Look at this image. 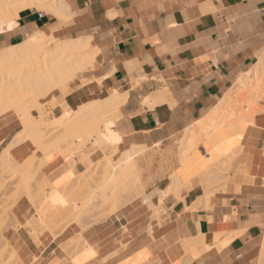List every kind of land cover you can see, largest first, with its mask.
Segmentation results:
<instances>
[{
  "label": "crops",
  "instance_id": "1",
  "mask_svg": "<svg viewBox=\"0 0 264 264\" xmlns=\"http://www.w3.org/2000/svg\"><path fill=\"white\" fill-rule=\"evenodd\" d=\"M64 1L69 20L22 11L4 42L46 30L59 41L91 38L97 53L92 69L67 96L51 102L58 104L54 112L60 118L66 109L126 95L118 118L104 124L101 133L118 144L120 154L137 151L136 172L141 179V165L149 184L141 198L87 229L71 224L56 237L44 232L38 242L23 229L36 213L22 198L13 208L22 228L6 233L21 263L259 264L264 253V117L255 126L214 133L183 163L178 150L186 130L205 119L263 56L264 0ZM5 139L0 135V144ZM223 144L228 156L235 155L221 177L225 183L215 188L209 181L203 184L202 177L226 157ZM28 152L23 143L11 154L21 162ZM101 158V151L88 145L67 161L54 159L39 180L60 189ZM173 174L183 188L163 197ZM198 240L192 258L191 244Z\"/></svg>",
  "mask_w": 264,
  "mask_h": 264
},
{
  "label": "bare ground",
  "instance_id": "2",
  "mask_svg": "<svg viewBox=\"0 0 264 264\" xmlns=\"http://www.w3.org/2000/svg\"><path fill=\"white\" fill-rule=\"evenodd\" d=\"M44 7L58 19H61L64 15H71L70 9L64 0H0V35L12 32L18 26L17 20L20 12L33 9L42 10ZM51 31L34 32L29 35L22 44L7 47L0 51V64L2 61H6L4 63L13 71L15 69L14 61L17 49L23 50L22 54L25 53L24 56H26L28 64V68L21 70L19 76H15L13 79L8 76L7 78H0V116L7 112L14 111L17 114H21L23 123V130L19 132L18 138L12 140L13 142L10 143V145L8 144L9 147L4 148L3 152L5 154L3 155L4 161L2 162V169L5 171H12L20 167L19 170L16 171L21 175V182H23L26 188V192L23 194L27 195L30 199L33 192H35V183L31 184V182H36L35 180L41 177L40 175L42 174L39 175L38 172H42V169L45 168L49 162L57 158L54 155L57 152L59 153V147L55 146L57 142L62 143L61 147L72 144L78 152L83 150L89 143L96 144L101 149L104 158L107 157V159H104V162L108 164V168L99 171L97 174L99 175V180H101L100 184L98 183L96 185L95 183L97 180L93 182L94 178L87 180L86 184L88 185L89 183V186L87 187L88 192L86 191L87 195L83 192V195L85 194L84 197L87 196L86 198L83 197L84 199H80V196H82L80 192L83 191V189L80 190V192L78 191V193L74 190L81 189L78 186L82 183L81 186H83L85 181H78L66 187L63 186L58 191L52 185H49L48 192L38 194L39 201H41V208L40 211L36 213L38 216L29 222V232L35 242H37L38 237L44 232L57 235L62 233L65 228L71 224H76L82 229H87L93 223L100 221L102 217L112 215L124 207L128 195L132 193L133 190L139 192L140 195L144 191L141 179L133 163V156L137 151H126L120 157L119 161L111 163L109 156L113 152H110V150L115 149L117 144L109 142L101 133V128L104 124L118 118L119 109L126 102V95L115 93L105 100L94 101L88 105L82 106L77 111L66 109L64 115L56 121L60 123L58 128L63 127L59 130V132L63 134L60 135L58 139L54 140L55 137L52 135V130H48L47 132L45 129L34 130V122L39 123L43 121L42 114H44L42 105H39L37 101L47 98L51 93L53 94L56 91L55 87H58V91L61 92V98L67 96V91H65L66 88L63 90L66 79L75 72H82L90 68V66L92 67L97 54L92 45L91 38H83L76 41H61L59 43ZM53 44H55V46L51 48ZM52 78H54L55 81H53ZM51 81L55 82V84L59 82V84L54 86L55 84L53 83V85ZM60 84H62L61 88L59 86ZM51 89H54V92H52ZM263 94L264 55L259 59L254 69L237 82L236 86L205 119L186 130L183 138L179 141L180 163H183L189 154L198 148L203 141L208 139L211 134L220 131L229 124L255 123L257 121L255 112L257 113V111H260L261 114L264 113V106L261 105L264 97ZM162 98L164 100V96L161 98L157 97L153 100L148 99L145 101V104H149L150 106L154 105ZM30 104L31 106L34 104L32 107L38 110L39 113H37L40 114V116L38 115L40 119H35L31 116L28 111V106H30ZM35 105L37 108H35ZM261 106H263V108ZM32 107L31 109H33ZM247 112H251L249 113L251 115L247 114ZM25 128L29 129L26 134ZM22 133L24 134L22 135ZM25 142L32 143L38 151L45 153V161L43 160L41 164H34L31 161L18 163L12 156L11 151L15 147L17 149V146ZM223 145L224 147H220L221 151L226 153L228 151V149L226 150L227 146L225 144ZM7 152L9 153L7 154ZM8 156L13 157V159H8ZM214 165H216V163ZM214 167L215 168L209 171L206 169L205 175L207 179L215 182L214 178L216 176L213 173H215L217 166ZM218 169L219 168H217V171ZM37 174L38 176L36 177ZM208 176L210 177L208 178ZM169 180L171 184L166 192L169 193L173 191L179 193L183 188V184L179 177L173 174ZM44 181L47 182V179L44 178ZM202 181L205 183L203 177ZM41 184L43 183L41 182ZM31 186L34 187L31 189ZM30 190L33 191L30 192ZM75 193L77 195L76 197L80 195L78 197L80 200L78 199L77 201V199H73ZM207 198L204 197L203 200L207 201ZM105 212L107 213L104 214ZM6 214L7 212L4 211V209H0V217ZM12 218L15 219L14 216ZM199 244V240L191 244L192 249L190 256L192 258H196L197 252L194 247ZM222 244L223 246L225 245L224 243H221V245ZM217 245L220 244H216V246ZM11 250L12 248L6 241L0 244V264H8L10 261V263H12L14 258L11 260L10 258L8 259V257H11V255L14 256L16 253L13 250V253H11ZM6 253H8V255L10 254V256L7 257ZM15 262L17 263V260ZM61 263L62 262H60V264Z\"/></svg>",
  "mask_w": 264,
  "mask_h": 264
},
{
  "label": "rangeland",
  "instance_id": "3",
  "mask_svg": "<svg viewBox=\"0 0 264 264\" xmlns=\"http://www.w3.org/2000/svg\"><path fill=\"white\" fill-rule=\"evenodd\" d=\"M45 8V7H44ZM44 8H42V10H34L33 9V11H40V12H44L45 14H51L50 13V11L48 10V9H46L45 8V10H44ZM47 10H48V12H47ZM61 19H64L63 21H67V20H69V16H66V15H64ZM5 34V33H4ZM4 34H2V35H0V39H1V41H3V42H0V51H2V49L4 50V48H6V47H9V46H11V45H14V44H17V45H19V44H22V42L24 41V40H21V41H17V40H8V41H6V43L4 42V39L3 38H6L5 36H7V34L6 35H4ZM28 38V37H27ZM26 38V39H27ZM55 38H56V36H55ZM62 39H60V41H61ZM57 41L60 43V41L57 39ZM17 45H15V46H17ZM53 46H55V44H53L52 45V47L51 48H53ZM17 54L15 55V61H14V64H15V66H14V71L12 70V69H9V67H8V65H6V63H4V62H6V61H2V63L0 64V78H7V76L9 77V78H11V79H13V78H15V76H19L20 75V71L21 70H24L25 68H28V64H27V58H26V56H24V54H22V52H23V50H20V49H17ZM264 53V52H263ZM262 53V54H263ZM264 55V54H263ZM257 63V62H256ZM91 67V66H90ZM254 67V66H253ZM252 67V68H253ZM251 68V69H252ZM92 68H88L87 70H85V71H82V72H75L73 75H70L67 79H66V81L64 82V89L63 90H65V88H66V90L65 91H67V94H69L71 91H72V89H73V86L78 82V80H81V77H82V75L85 73V72H87V71H89V70H91ZM250 69V70H251ZM249 70V71H250ZM248 71V72H249ZM53 79V81H55L54 80V78H52ZM65 79V78H64ZM53 81H51L52 82V84L54 83L55 84V82H53ZM53 84V85H54ZM56 84L58 85L59 84V82L57 83L56 82ZM54 85V86H57V85ZM82 85H84V84H86V82H82L81 83ZM62 84H60L59 86H60V88L62 87L61 86ZM56 88V91L54 92L52 89V92H54L53 94L51 93V95L50 96H48L47 98H45V99H39L37 102L39 103V105L41 104L42 105V109H43V112H44V114H42V119H43V121H41V122H34V130H42V129H45V131L47 132L48 130H52L51 132H52V135L55 137L54 138V140L55 139H58V137L60 136V135H62L63 133H60L59 132V130L61 129V128H63V127H59L58 128V126H59V124L60 123H58V122H56L57 120H58V118H57V114H55V112H54V110H55V108L58 106V104H57V102L56 103H52L51 104V102H54L53 100L54 99H56V97H58V96H60L61 95V92L60 91H58V87H55ZM59 88V89H60ZM51 92V91H50ZM264 95V94H263ZM55 97V98H54ZM263 100H264V97H263ZM262 100V102H261V105H263L264 106V101ZM47 103V104H46ZM44 104V105H43ZM34 105V104H33ZM32 105V106H33ZM30 106H31V104H30ZM30 106H28V111L30 112V114H31V116H33L35 119H37V118H39L38 117V115L40 116V114H38L39 112H38V110L37 109H34V107H32L33 109H31V107ZM263 106H261L262 108H263ZM35 108H37L36 107V105H35ZM261 108V109H262ZM33 110V111H32ZM37 110V111H36ZM38 112V113H37ZM37 113V114H36ZM249 113H251V112H249ZM248 112H247V114H249ZM255 114H256V120L257 119H259V118H263L264 117V113H260V111H257V113L255 112ZM35 115V116H34ZM249 115H251V114H249ZM22 117H21V114H17V113H15L14 111H10V112H7V113H5V114H3V115H1L0 116V135H2V136H5L6 137V139L4 140V142L3 143H1L0 144V209H4V211H6L7 212V214L5 215V216H1L0 217V244H2L3 242H7L8 244H9V246L12 248V250L15 252V249L13 248V246H12V244H11V242H10V240H8L7 238H6V233L9 231V230H12V231H18L19 229H21L22 228V225L20 224V223H18L17 221H16V219H14V218H12L14 215H13V208H14V206H15V204L19 201V200H21L22 198H26L28 201H29V203L31 204V206L34 208V210H35V213H38L39 211H40V206H41V204H40V202L41 201H39V198H38V194H41L42 192H48L49 191V188H48V186L50 185L51 186V184L47 181V182H42L43 184H41V181L40 180H38V178H40V177H38L36 180H35V178H34V180L36 181V182H31V184H34V186H35V192H33V194H32V197L29 199L28 197H27V195H25V194H23L24 192H26V188L24 187V184H23V182H21V175L16 171V170H19V168L20 167H18V168H15L14 170H12V171H5V170H3L2 169V167H3V161H4V157H3V155L5 154L3 151H4V148H7V147H9L8 146V144L10 145V143H12L13 141L12 140H14V139H16V138H18V135H19V132H22V130H23V127H22ZM40 119V118H39ZM31 123H33V122H31ZM58 123V124H57ZM256 123V122H255ZM255 123H253V124H251V123H242V124H233V123H231V124H229L228 126H226V127H224V128H227V127H234V126H247V127H249V126H255ZM223 128V129H224ZM223 129H221V130H223ZM28 128H25V134L28 132ZM220 130V131H221ZM219 132V131H218ZM17 134V135H16ZM24 133H22V135H23ZM58 134V135H57ZM214 134V133H213ZM213 134H211V135H213ZM55 135H57V136H55ZM210 135V136H211ZM21 136V135H20ZM209 136V137H210ZM208 137V138H209ZM52 139H53V137H52ZM26 143V148H28L29 149V158L26 160V161H24V160H22L21 162H28V161H31V162H33L34 164H41L42 163V161L44 160V156H45V153H41L40 151H38L36 148H35V146L32 144V143H30V142H25ZM61 145H62V143H60V142H57L56 144H55V146H58L59 148V153L57 152V153H55L54 155H55V157H60V159H62L63 161L64 160H69L70 158H72L73 156H76V154H78L79 152H81L82 150H80L79 152L77 151V150H75V147H74V145H72V144H70V145H68V146H65V147H61ZM88 145H93V146H95L96 148H98L100 151H101V149L96 145V144H94V143H89ZM87 145V146H88ZM201 145V144H200ZM86 146V147H87ZM85 147V148H86ZM220 147H224V145H222V146H220ZM74 148V149H73ZM84 148V149H85ZM143 148V147H142ZM83 149V150H84ZM198 148H196L195 150H197ZM228 148L226 147V150H227ZM159 150V149H158ZM177 150H178V143H177ZM195 150H193L192 152H194ZM113 152L109 157H110V162L111 163H115V162H117V161H119L120 160V157L125 153H123V154H120V151H119V149H118V144H117V147L115 148V149H112V150H110V152ZM129 151H132V149L131 150H129ZM143 152L145 153L146 152V148H144V150H143ZM222 152H224V151H222ZM9 152H7V154H8ZM102 153V152H101ZM228 153H229V149H228V151L225 153L226 155V157L224 158V159H221L220 161H218L217 163H216V165H213L212 167H210L209 168V170H211L212 168H215L214 166H217V168H219L218 169V171H217V168H216V170H215V173H213L216 177L214 178L215 179V182L214 181H211L210 179H207V177H206V175H204L203 176V179H205V183H203V184H207L208 183V181H209V183L211 184V187H215V188H217V187H219L222 183H225V181H223V180H221V177H224V175L227 173V168H228V166H229V163H230V160L234 157V155L235 154H232L231 156H228ZM75 154V155H74ZM191 154V153H190ZM189 154V155H190ZM71 156V157H70ZM143 156H144V154H143ZM142 156V157H143ZM41 157H42V159H41ZM142 157H140V159L142 158ZM2 158H3V160H2ZM8 159H13V157H11V156H8ZM104 159H107V157H105L104 158V155L102 154V158L99 160V161H97L95 164H92L82 175H80L79 177H77V178H75L74 180H72L71 182H69L67 185H65V187L66 186H69V185H73L75 182H83V181H85V184L87 183V180H89V179H93V182H96V180H97V182L95 183L96 185L99 183L100 184V182H101V180H99V175H97L98 173H99V171H102V170H104V169H107L108 168V164H105V160ZM2 160V161H1ZM180 159H179V150H178V162L180 163V161H179ZM37 161H38V163H37ZM39 161H41V162H39ZM45 161V160H44ZM21 162H18V163H21ZM138 162H139V160L137 161V165H138ZM50 163V162H49ZM48 163V164H49ZM220 163V164H219ZM218 164V165H217ZM153 165V163L152 162H149V164H148V166L149 167H151ZM219 166V167H218ZM138 167H139V171H140V175H141V182H142V185H143V187H144V191L141 193V195H140V193L139 192H137L136 190H133L132 191V193H130L129 195H128V199H127V202L125 203V205L124 206H126L127 204H130L132 201H134V200H136V199H139V198H141L142 196H143V194H144V192H145V190H146V187L148 186V184H149V180H146L145 179V177H147L146 175H145V173L143 172V169H142V167H141V165L139 166L138 165ZM208 170V171H209ZM216 171H217V173H216ZM42 172H38V174L40 175ZM43 173H44V170H43ZM38 174L36 175V177L38 176ZM40 176H42L43 177V175L41 174ZM213 176V175H212ZM211 176V177H212ZM143 177H144V180H143ZM210 176H208V178H209ZM214 177V176H213ZM84 179V180H83ZM37 182H39V183H37ZM83 184V183H82ZM81 184V185H82ZM83 185V186H81V185H79L78 187H80L81 189H79L78 187H76V188H78L79 190H77L76 188V190H74L76 193H78V191L80 192V190H82L83 189V191H81L80 192V195L82 194V196H80V195H78V197L80 196V199H84V198H86V197H84V195L88 192V186H89V183H88V185L86 184V185ZM94 184V183H93ZM2 186V187H1ZM34 186H31V189H32V187H34ZM53 186V185H52ZM85 186H86V188H85ZM30 187V186H29ZM55 188V187H54ZM86 190H85V189ZM42 189V190H41ZM56 189V188H55ZM61 189V188H60ZM60 189H56L57 191L58 190H60ZM33 190H30V192H32ZM87 191V192H86ZM83 192H85V194L83 195ZM173 191H171V192H163V194H162V196L163 197H165V196H167L168 194H170V193H172ZM76 193H75V196H73L74 198V200H76L77 199V201H78V197H76L77 195H76ZM175 193V192H174ZM74 194V193H73ZM177 195L179 194V193H176ZM87 195V194H86ZM84 197V198H83ZM79 199V200H80ZM118 212V211H117ZM107 212H105L104 214H106ZM116 213V212H115ZM114 213V214H115ZM158 214L159 213H156V216H158ZM13 215V216H12ZM113 215V214H112ZM36 216H38V214L36 215ZM108 216H111V215H108ZM108 216H104V217H108ZM104 217H102V218H104ZM101 218V219H102ZM29 227V228H28ZM23 229H25V230H27V231H29L30 230V225H29V223H26L25 224V226H23ZM50 233V232H49ZM51 234V233H50ZM61 234V233H60ZM3 235V236H2ZM53 237H56V236H58L59 234H57V235H54L53 233L51 234ZM37 242H38V240H37ZM11 250V251H12ZM2 251V250H1ZM3 251H5V250H3ZM13 251L11 252V253H13ZM5 253V252H4ZM16 253V252H15ZM7 254V257L8 256H10V254L8 255V253H6ZM6 254H3V255H6ZM13 255H11V257H8V259L10 258L11 260H13V258H14V260L12 261V263H8V264H13L16 260H17V263L15 262L14 264H22L21 263V261L19 260V258H18V255L16 254V255H14L13 257H12ZM16 256V257H15ZM5 257V256H4ZM6 258V257H5ZM56 261V264H60V262L58 261V260H55ZM55 261H53V263L55 264ZM52 263V264H53ZM61 264H63V263H61ZM259 264H264V253L262 254V256H261V258H260V261H259Z\"/></svg>",
  "mask_w": 264,
  "mask_h": 264
},
{
  "label": "built area",
  "instance_id": "4",
  "mask_svg": "<svg viewBox=\"0 0 264 264\" xmlns=\"http://www.w3.org/2000/svg\"><path fill=\"white\" fill-rule=\"evenodd\" d=\"M37 12H38V16H39L40 19L45 17V13L44 12H40V11H37Z\"/></svg>",
  "mask_w": 264,
  "mask_h": 264
}]
</instances>
